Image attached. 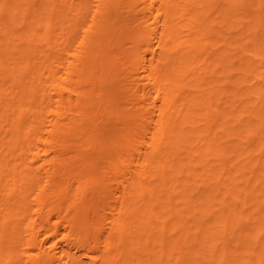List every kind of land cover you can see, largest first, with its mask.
Segmentation results:
<instances>
[{
  "label": "bare ground",
  "instance_id": "obj_1",
  "mask_svg": "<svg viewBox=\"0 0 264 264\" xmlns=\"http://www.w3.org/2000/svg\"><path fill=\"white\" fill-rule=\"evenodd\" d=\"M0 264H264V0H0Z\"/></svg>",
  "mask_w": 264,
  "mask_h": 264
},
{
  "label": "rangeland",
  "instance_id": "obj_2",
  "mask_svg": "<svg viewBox=\"0 0 264 264\" xmlns=\"http://www.w3.org/2000/svg\"><path fill=\"white\" fill-rule=\"evenodd\" d=\"M254 1H256V0H251V2H254ZM214 22H215V21H211V22H209L208 24H211L213 29H217L218 27H215V26L213 27V23H214ZM235 29H237V28H235ZM213 38H214V37H211V36H210L208 39H211V40H212ZM128 45H129V43H125L124 46H128ZM122 60H124V58H123ZM210 72H211V71L206 72V73H200L199 75H200V76L202 75V76H203V79H205V82H206V81H208V80H210V79L213 78V76H212V74H211ZM198 79H199L200 81L202 80V79H200V78H198ZM203 86H205V84H204ZM123 89H124V90H127V88H126L125 86L123 87ZM131 106H132V104L130 103V101H129L128 99H125V98H123V99L120 101V103L116 105V107L130 108V110H135V107L131 108ZM118 113H119V112H118ZM111 116H112V117H111V120H112V121L116 120V117H117V114H116V113L112 114ZM210 159H213V156L210 155V154H208V155L204 156V159H203L201 162H199V165L201 166V168H200V171L198 172V174L196 175V178H197V177H200V176H201V173L204 172L203 167H204V165L208 162V160H210ZM194 180H195V179H194ZM194 180H192V182H194ZM182 182H183V181H182ZM201 184H202V180H196L195 185H197V186H195V188H200V187H201ZM194 193H195V191H194ZM246 207H248L247 204H246ZM249 210H251V208L247 209V211H249ZM252 219H254V217H252ZM55 241L58 242V244H60V245H62V246H64V247L67 246V243L64 242L63 240L59 239V237L55 238ZM239 251H240V250H239ZM81 258H82V260H83L84 262L87 261L86 258H85L84 256H82Z\"/></svg>",
  "mask_w": 264,
  "mask_h": 264
}]
</instances>
